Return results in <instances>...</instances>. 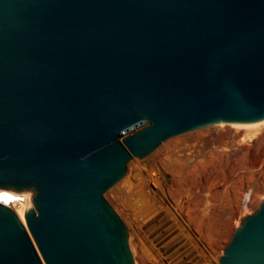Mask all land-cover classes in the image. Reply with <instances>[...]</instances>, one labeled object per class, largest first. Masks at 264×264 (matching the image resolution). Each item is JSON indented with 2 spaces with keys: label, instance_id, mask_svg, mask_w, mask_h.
I'll list each match as a JSON object with an SVG mask.
<instances>
[{
  "label": "water",
  "instance_id": "water-1",
  "mask_svg": "<svg viewBox=\"0 0 264 264\" xmlns=\"http://www.w3.org/2000/svg\"><path fill=\"white\" fill-rule=\"evenodd\" d=\"M264 120V0H0V264H134L103 194L167 139ZM219 264H264V200Z\"/></svg>",
  "mask_w": 264,
  "mask_h": 264
},
{
  "label": "rangeland",
  "instance_id": "rangeland-1",
  "mask_svg": "<svg viewBox=\"0 0 264 264\" xmlns=\"http://www.w3.org/2000/svg\"><path fill=\"white\" fill-rule=\"evenodd\" d=\"M168 141L166 150L131 159L156 166L163 204L144 192L137 198L134 187L131 202L126 194L115 197L123 178L103 197L127 229L135 264H145L140 254L153 242L159 213L172 226L168 239L182 246L171 250L177 264H219L234 231L264 200V123L242 129L218 123Z\"/></svg>",
  "mask_w": 264,
  "mask_h": 264
},
{
  "label": "bare ground",
  "instance_id": "bare-ground-1",
  "mask_svg": "<svg viewBox=\"0 0 264 264\" xmlns=\"http://www.w3.org/2000/svg\"><path fill=\"white\" fill-rule=\"evenodd\" d=\"M262 123H264V120L255 123H219V124L226 125L227 128L236 127L242 129L243 127L258 126ZM171 144L172 143H170V141L164 144L162 142L159 145L160 148L158 149L159 147L158 146L156 149H158V151L166 150L168 146ZM131 159L128 161L129 162L128 165H126L127 170L125 172V175L122 177L123 180L121 181L120 189H118V191H116L115 189L113 195L117 197V195H119L120 193L123 195L126 194V198L131 202V198H132L131 188L134 187L137 190L135 192V196L137 198L140 197L139 193L142 194L144 192L147 196L155 198L159 201V203L163 204L162 201L164 200V198L161 197V190L159 183L157 181L158 172L156 166L153 164L150 166H146L144 164H141L139 161L131 163ZM12 196L14 197L15 194L0 190V202H8V200L12 198ZM13 205L16 214L20 219H22L23 211L28 208V203L25 204L14 203ZM10 206L12 207V205ZM154 220L156 221L154 222L153 227L150 229V233L151 235H153L152 238L153 242L151 243L149 242V246L143 249V251L140 254L141 259H143V262L145 264H177L178 261L176 260L177 258L175 257L176 254L173 253V255L171 256L172 253L171 250L174 248V250H177V252L180 251L176 246V245L178 246L180 245L178 244V242H176L177 239L176 240L174 239L173 241H171V238L168 239L169 237L168 234L170 233L169 231L172 228L171 224L163 222L161 213H159L158 218ZM128 225L131 227V222H129ZM128 244H129V240H128ZM180 247L182 248V246Z\"/></svg>",
  "mask_w": 264,
  "mask_h": 264
},
{
  "label": "built area",
  "instance_id": "built-area-1",
  "mask_svg": "<svg viewBox=\"0 0 264 264\" xmlns=\"http://www.w3.org/2000/svg\"><path fill=\"white\" fill-rule=\"evenodd\" d=\"M6 192H11V191H6ZM11 193H14L15 196L12 198H10L8 200V202H0V205L6 207L7 209L11 210L15 216L17 217V219L19 220V222L21 223L22 226L26 225L25 224V219H24V215H25V212L32 207V204H31V198H32V192L31 191H23V192H11ZM14 203H28V208L26 210L23 211V214H22V219H20L18 217V215L16 214L15 212V208H14ZM12 205V207L10 206Z\"/></svg>",
  "mask_w": 264,
  "mask_h": 264
}]
</instances>
